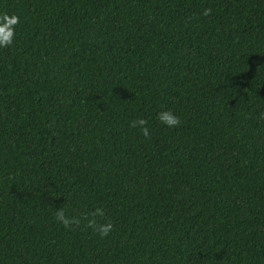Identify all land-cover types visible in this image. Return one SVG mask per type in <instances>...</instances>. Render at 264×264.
Listing matches in <instances>:
<instances>
[{
	"label": "trees",
	"instance_id": "16d2710c",
	"mask_svg": "<svg viewBox=\"0 0 264 264\" xmlns=\"http://www.w3.org/2000/svg\"><path fill=\"white\" fill-rule=\"evenodd\" d=\"M0 13V264H264V0Z\"/></svg>",
	"mask_w": 264,
	"mask_h": 264
},
{
	"label": "clouds",
	"instance_id": "9594fccd",
	"mask_svg": "<svg viewBox=\"0 0 264 264\" xmlns=\"http://www.w3.org/2000/svg\"><path fill=\"white\" fill-rule=\"evenodd\" d=\"M207 14V10H205ZM19 23V17L16 14L0 13V49L11 47L16 35L15 25ZM157 119L163 125L171 128L180 123L179 117L172 113L170 110L161 111L157 114ZM146 121L142 118L136 119L130 122L131 127H138L140 133L144 137L149 136V129L145 126ZM104 211L102 207H95L94 210L88 213H84L82 218L86 221V225L92 228L94 231H98L100 236L108 235L112 229V223L106 222L98 224L96 218L102 217ZM55 220L65 228L70 225L79 223V220L75 217H70L65 215V210L63 207L57 208L55 211Z\"/></svg>",
	"mask_w": 264,
	"mask_h": 264
}]
</instances>
